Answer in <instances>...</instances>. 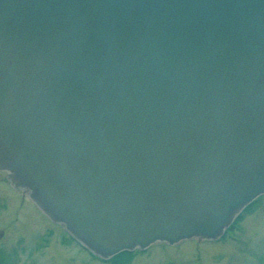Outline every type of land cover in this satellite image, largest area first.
<instances>
[{
  "label": "water",
  "instance_id": "95a60500",
  "mask_svg": "<svg viewBox=\"0 0 264 264\" xmlns=\"http://www.w3.org/2000/svg\"><path fill=\"white\" fill-rule=\"evenodd\" d=\"M0 172L102 260L220 239L264 195V0H0Z\"/></svg>",
  "mask_w": 264,
  "mask_h": 264
},
{
  "label": "rangeland",
  "instance_id": "374dc122",
  "mask_svg": "<svg viewBox=\"0 0 264 264\" xmlns=\"http://www.w3.org/2000/svg\"><path fill=\"white\" fill-rule=\"evenodd\" d=\"M3 175L0 174V180ZM10 191L0 181V192ZM26 196V195H25ZM28 199H30L27 196ZM257 210L246 216L242 221V230L229 232L225 240L199 242L196 239L183 241L179 245L170 246L157 244L145 251H136L131 264H257L255 256L250 252L264 251V196L260 200ZM15 204L14 208H17ZM26 217H24V214ZM22 217L18 222L4 224L0 220V227L7 229L5 241L12 244L16 241L17 231L26 236L29 244L35 241V235H46V229L51 226L48 219L42 218L38 210L29 204L28 200L21 210ZM11 219V217L9 218ZM62 238L55 234L50 243L38 253L27 258V264H109L101 262L90 253L84 252L76 245L62 246Z\"/></svg>",
  "mask_w": 264,
  "mask_h": 264
},
{
  "label": "flooded vegetation",
  "instance_id": "af4514ba",
  "mask_svg": "<svg viewBox=\"0 0 264 264\" xmlns=\"http://www.w3.org/2000/svg\"><path fill=\"white\" fill-rule=\"evenodd\" d=\"M3 176L1 177V184L9 187L10 191L8 192H0V220L6 223L18 222L21 215V210L24 211V206L28 200L29 204L38 210L40 216L48 219V222L51 226L46 229V235L39 234L35 235V241L30 247H28L26 236L20 230L17 231L16 241L12 244H7L5 238L7 236V229L0 227L2 233H0V261L1 264H27V258L32 256V254L38 253L44 249L50 243V240L53 238V235H59L62 240L61 244L65 247H70L71 245L78 246L82 251L86 252L84 248H82L78 243L72 240L69 235L65 232V230L58 224H55L51 221L30 199L27 198L20 190H16L11 186L8 182L4 173L0 172ZM15 204H17V208H14ZM23 213V212H22ZM24 214V213H23ZM11 217V219H9ZM24 217L25 214H24Z\"/></svg>",
  "mask_w": 264,
  "mask_h": 264
},
{
  "label": "trees",
  "instance_id": "16d2710c",
  "mask_svg": "<svg viewBox=\"0 0 264 264\" xmlns=\"http://www.w3.org/2000/svg\"><path fill=\"white\" fill-rule=\"evenodd\" d=\"M260 200V199H259ZM257 200L251 204L246 211L236 220L235 224L229 229V231L242 230L241 224L245 217L253 212V210L259 205L260 201ZM227 236L223 237L225 239ZM136 252H122L119 255L115 256L112 260L109 261V264H131L134 255ZM251 255L255 256L257 264H264V251L261 253L250 252ZM166 264H178L175 262H169Z\"/></svg>",
  "mask_w": 264,
  "mask_h": 264
}]
</instances>
